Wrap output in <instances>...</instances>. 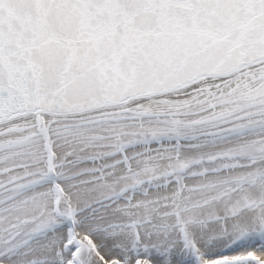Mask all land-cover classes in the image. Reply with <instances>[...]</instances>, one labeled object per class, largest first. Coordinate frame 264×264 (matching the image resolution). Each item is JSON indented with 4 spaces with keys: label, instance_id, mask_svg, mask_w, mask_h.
Instances as JSON below:
<instances>
[{
    "label": "snow or ice",
    "instance_id": "snow-or-ice-1",
    "mask_svg": "<svg viewBox=\"0 0 264 264\" xmlns=\"http://www.w3.org/2000/svg\"><path fill=\"white\" fill-rule=\"evenodd\" d=\"M0 264H264V0H0Z\"/></svg>",
    "mask_w": 264,
    "mask_h": 264
}]
</instances>
